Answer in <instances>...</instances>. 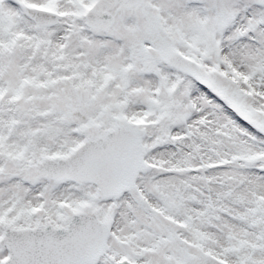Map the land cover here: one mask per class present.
<instances>
[{
	"label": "snow or ice",
	"instance_id": "1",
	"mask_svg": "<svg viewBox=\"0 0 264 264\" xmlns=\"http://www.w3.org/2000/svg\"><path fill=\"white\" fill-rule=\"evenodd\" d=\"M0 264H264V0H0Z\"/></svg>",
	"mask_w": 264,
	"mask_h": 264
}]
</instances>
